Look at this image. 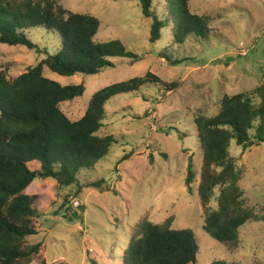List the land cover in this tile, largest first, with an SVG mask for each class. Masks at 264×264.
Here are the masks:
<instances>
[{"label": "rangeland", "instance_id": "obj_1", "mask_svg": "<svg viewBox=\"0 0 264 264\" xmlns=\"http://www.w3.org/2000/svg\"><path fill=\"white\" fill-rule=\"evenodd\" d=\"M60 2L72 13L99 20L97 41L118 40L140 59H111V68L93 76L60 77L44 68V76L61 86L85 87L82 97L61 107L69 120L83 117L97 91L147 73L165 83L179 81L180 87L169 93L161 86H145L106 103L100 134L114 136L117 143L92 171L78 176L82 190L68 203L65 197L72 196L76 186L59 188L51 179L33 181L24 194L38 197L40 215L34 220L36 235L27 245L40 243L42 247L37 256L20 264H122L143 220L170 231L191 230L198 246L195 264L215 260L264 264L263 222H247L239 229L237 249L204 233V210L196 193L202 153L193 123L198 111L215 116L224 95L251 93L263 84L264 0H190L191 11L205 16L212 31L197 44L187 43L180 50L174 47L175 57L188 58L174 67L158 57L171 44L170 29L163 30L158 42L149 43L151 20L143 17L137 2ZM27 34L38 51L0 43V72L5 71L10 80L44 59V51L53 55L59 50L56 34L39 29ZM230 154L241 173L239 185L248 205L260 209L264 203V142L254 140L244 151L231 142ZM190 156L196 175L191 193L184 184ZM95 182L98 188L85 187ZM217 197L215 190L209 204L212 210L217 208ZM75 201L78 207L73 206Z\"/></svg>", "mask_w": 264, "mask_h": 264}, {"label": "trees", "instance_id": "obj_2", "mask_svg": "<svg viewBox=\"0 0 264 264\" xmlns=\"http://www.w3.org/2000/svg\"><path fill=\"white\" fill-rule=\"evenodd\" d=\"M137 2L144 18L151 20L149 43L155 44L165 28L171 44L158 57L174 67L188 58L173 55V48L208 39L212 31L206 17L191 11L190 0H109ZM158 10L160 11L158 13ZM100 22L90 15L67 10L60 0H0V43L38 51L28 38L30 30L56 34L59 50L22 75L9 79L0 72V264H20L37 256L42 244L27 245L36 235L34 220L38 197L24 194L34 180H53L59 188L76 186L68 203L82 186L78 176L92 171L117 143L112 135H101L105 105L113 97L136 93L145 86H161L171 93L180 82H162L147 73L107 86L94 93L77 121L62 112V105L83 96L85 87L61 86L44 76V68L60 77L96 75L111 68V59L139 57L118 40L96 39ZM37 49V50H36ZM251 93L224 95L215 116L193 114L199 147L201 171L196 189L204 210L203 231L219 244L237 249L239 229L247 222L264 223V203L260 209L248 205L240 187L241 173L230 154L231 142L243 151L252 141L264 142V79ZM254 96L259 98L255 102ZM256 125V126H255ZM254 130V135L250 132ZM127 158H124V160ZM196 175L188 157L184 184L189 193ZM98 182L85 187H96ZM215 190L217 208L209 206ZM125 250L122 264H195L198 246L191 230L170 231L148 220ZM43 264V263H42ZM91 264H94L91 262ZM210 264H226L215 260Z\"/></svg>", "mask_w": 264, "mask_h": 264}, {"label": "built area", "instance_id": "obj_3", "mask_svg": "<svg viewBox=\"0 0 264 264\" xmlns=\"http://www.w3.org/2000/svg\"><path fill=\"white\" fill-rule=\"evenodd\" d=\"M240 47H242V44H240ZM242 56H246V53L245 52H242V54H241ZM73 206L74 207H78V203L75 201V202H73Z\"/></svg>", "mask_w": 264, "mask_h": 264}]
</instances>
